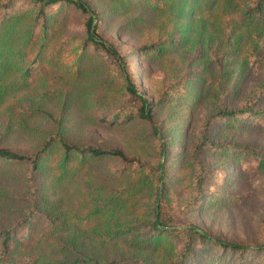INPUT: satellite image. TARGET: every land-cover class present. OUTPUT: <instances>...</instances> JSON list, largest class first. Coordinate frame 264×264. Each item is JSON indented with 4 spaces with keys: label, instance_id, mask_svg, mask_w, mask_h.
<instances>
[{
    "label": "rangeland",
    "instance_id": "rangeland-1",
    "mask_svg": "<svg viewBox=\"0 0 264 264\" xmlns=\"http://www.w3.org/2000/svg\"><path fill=\"white\" fill-rule=\"evenodd\" d=\"M81 1L94 10L97 33L117 56L85 40L87 13L57 1L49 10L47 38L36 45L40 56L28 58V79L19 77L0 104V147L30 154L60 131L70 142L114 148L125 159H92L56 189L49 171L0 159V240L12 227L11 246L28 254L35 237L48 233L43 213L78 211L88 192L117 191L139 169L156 174L160 165L165 181L158 203L167 224L182 231L196 225L225 242L264 244V164H258L264 118L246 112L230 119L221 112L264 111V26L242 25L236 11L222 6L226 0H214L212 11L201 8L190 23L162 12L160 0ZM126 83L151 102L150 120L115 118L140 103ZM155 184L151 198L146 190L139 195L144 207L154 203ZM75 216L58 234L71 242V258L169 261L162 252L136 250L121 240L96 241L90 229L99 224ZM203 242L194 243L185 264H264V251Z\"/></svg>",
    "mask_w": 264,
    "mask_h": 264
},
{
    "label": "trees",
    "instance_id": "trees-1",
    "mask_svg": "<svg viewBox=\"0 0 264 264\" xmlns=\"http://www.w3.org/2000/svg\"><path fill=\"white\" fill-rule=\"evenodd\" d=\"M57 1L63 0H0V104L10 94L11 88L12 90L15 88L19 77H22L24 82L28 79L30 75L28 58L33 55L32 60H34L36 56H40L42 48L36 45L38 43L41 45L42 41L47 38V23L52 15L49 10ZM64 1L71 2L82 12L88 14L85 23V40L90 41L91 45L107 51L112 56H117L116 50L97 33L94 23L96 17L94 10L81 0ZM160 1L162 12H168L177 21L184 19L189 23L196 15H199L198 10L202 8L212 11L215 3H213L214 0ZM231 1L226 0L222 6L236 11L237 19L242 25L264 26V0H243L234 3ZM170 41V44L175 43L173 40ZM178 42L180 45L184 41L180 38ZM16 72L19 76L15 74ZM12 76L13 81L6 82V79ZM126 89L135 95L140 103L133 108L134 110L123 116L115 114V118L132 116L150 120L151 102L142 93H137L134 85L126 83ZM221 112L230 119L246 112L264 118V111L251 110L245 107L223 109ZM152 128L156 132L153 125ZM205 142L209 144L207 140ZM52 155H54V159L50 162ZM104 155H117L125 159L123 154L114 148L103 150L91 145L70 142L63 138L60 131L43 141L39 149L30 154L18 153L0 147L1 160L28 163L32 172H38L40 169L49 171V181L55 189L62 185L65 178L72 179L90 160L101 158ZM258 164H264L263 155L259 154ZM149 169L150 171L139 169L131 180L117 191L108 194L88 192L80 199L78 211H59L54 216L48 212L47 214L43 213L48 220L46 230L48 233L35 237V245L28 254H24L22 250H17L16 244L11 246L13 228L4 229L0 240V264H144L131 255H121L114 259L98 254L71 258L69 256L71 242L62 241L58 234L65 230L68 221L74 215H76V220L83 219L92 222L94 225L99 224V227L93 226L90 229L92 239L101 243L116 239L125 242L136 250L162 252L167 260L169 259V261H165V264H185L191 256L194 243L195 245L200 242L207 243L203 241H213L217 248L226 247L236 252L242 250L264 251V244L250 246L236 242H225L213 238L196 225H188L182 231L167 224L161 217V209L158 203L159 189L165 181V175L160 165V171L156 174L152 172L151 168ZM30 179L33 180V177ZM154 180L156 181L154 203L144 207V204L140 203L139 195L142 196L146 190L148 197L151 198ZM82 213H84V217L79 216ZM25 219L26 217L22 220ZM192 236L203 241L194 242ZM178 244H181L179 251L176 249ZM176 256L178 258L174 260Z\"/></svg>",
    "mask_w": 264,
    "mask_h": 264
}]
</instances>
